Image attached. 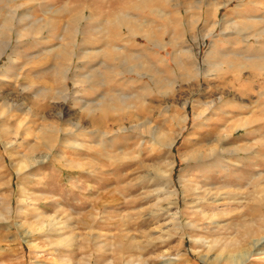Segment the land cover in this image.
Wrapping results in <instances>:
<instances>
[{"label":"rangeland","instance_id":"374dc122","mask_svg":"<svg viewBox=\"0 0 264 264\" xmlns=\"http://www.w3.org/2000/svg\"><path fill=\"white\" fill-rule=\"evenodd\" d=\"M0 53V264H264V0H0Z\"/></svg>","mask_w":264,"mask_h":264},{"label":"bare ground","instance_id":"6f19581e","mask_svg":"<svg viewBox=\"0 0 264 264\" xmlns=\"http://www.w3.org/2000/svg\"><path fill=\"white\" fill-rule=\"evenodd\" d=\"M83 14V13H82ZM75 17V16H74ZM126 17V16H125ZM38 24V23H37ZM41 26V25H40ZM7 28V27H6ZM36 29V28H35ZM35 29H34V31H35ZM129 29V28H128ZM33 31V30H32ZM68 52H67V50H64L63 51V53H62V59L63 60H66L67 58H68ZM0 55H1V53H0ZM141 66V65H140ZM68 72H69V69L68 68H65V67H61L60 69H55V67H54V69H52V73L51 74H53V76H57L60 80H66L67 79V75H68ZM145 76V75H144ZM57 77H55V78H57ZM57 78V79H58ZM164 80V79H163ZM158 83V82H157ZM155 85V84H154ZM147 91V90H146ZM175 142V141H174ZM259 243V241H256L254 244L256 245V244H258Z\"/></svg>","mask_w":264,"mask_h":264}]
</instances>
